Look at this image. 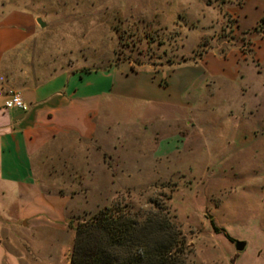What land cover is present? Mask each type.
<instances>
[{"label": "rangeland", "instance_id": "rangeland-1", "mask_svg": "<svg viewBox=\"0 0 264 264\" xmlns=\"http://www.w3.org/2000/svg\"><path fill=\"white\" fill-rule=\"evenodd\" d=\"M5 1L46 23L25 58L43 77L69 68L93 82L129 59L186 66L170 79L188 81L160 82L167 102L106 98L91 140L33 155V184L0 180V264H70L78 225L105 208L135 246L185 241L186 264H264V0ZM230 48V61L245 54L238 83L202 79L197 58L215 65Z\"/></svg>", "mask_w": 264, "mask_h": 264}, {"label": "crops", "instance_id": "crops-1", "mask_svg": "<svg viewBox=\"0 0 264 264\" xmlns=\"http://www.w3.org/2000/svg\"><path fill=\"white\" fill-rule=\"evenodd\" d=\"M0 4V88L14 87L22 90L28 105L25 111L19 108L7 109L4 107V98L0 97V180L4 182L33 184L34 181L28 179L33 155L38 154L41 159L50 146L66 137L91 140L98 131L97 119L106 98L121 96L167 102L161 98L164 97L161 80L166 81V89L169 91L174 87L181 91L183 83L188 81L179 74L178 84L172 87L170 79L171 71L186 66L165 64L155 69L148 65L147 70L143 69L147 65H135V69H132L133 62L129 60L113 64L101 73L100 80L93 82H86L80 72L84 70L69 68L56 70L43 77L41 70L33 72L28 69L25 60L35 38L38 18L26 8L6 9L5 0H0ZM233 16H237L235 12ZM237 52L230 48L226 54H214L212 57L215 65L207 66L211 55L208 51L206 55L197 58L195 68L202 79L216 78L223 88L234 85L242 77L240 61L237 59L245 56L238 54L230 61ZM162 71H165L164 77H161ZM29 80L35 82L29 84ZM52 85L57 86L48 91Z\"/></svg>", "mask_w": 264, "mask_h": 264}, {"label": "trees", "instance_id": "trees-1", "mask_svg": "<svg viewBox=\"0 0 264 264\" xmlns=\"http://www.w3.org/2000/svg\"><path fill=\"white\" fill-rule=\"evenodd\" d=\"M237 2L241 5L243 0ZM226 16H229L227 12ZM262 26L264 27V17ZM255 29H259L258 26ZM192 57L184 56L183 61L187 62ZM120 62L122 61L115 64ZM135 65L133 62L132 69H135ZM161 82L166 84L165 80ZM163 221L165 225L167 222ZM132 229V225L114 211L100 209L89 220L78 225L70 264H186L182 258L185 241L169 237L158 245L140 243L135 246L129 236Z\"/></svg>", "mask_w": 264, "mask_h": 264}, {"label": "built area", "instance_id": "built-area-1", "mask_svg": "<svg viewBox=\"0 0 264 264\" xmlns=\"http://www.w3.org/2000/svg\"><path fill=\"white\" fill-rule=\"evenodd\" d=\"M0 97L4 98V107L7 109L19 108L24 111L28 109L23 92L20 89L14 87L0 88Z\"/></svg>", "mask_w": 264, "mask_h": 264}, {"label": "water", "instance_id": "water-1", "mask_svg": "<svg viewBox=\"0 0 264 264\" xmlns=\"http://www.w3.org/2000/svg\"><path fill=\"white\" fill-rule=\"evenodd\" d=\"M38 22L40 23V25L42 26V27H44L45 25H46V23L41 19V18H38ZM25 222V221H24ZM244 246H245V243L244 242H237L236 243V248H237V250H242L243 248H244Z\"/></svg>", "mask_w": 264, "mask_h": 264}]
</instances>
